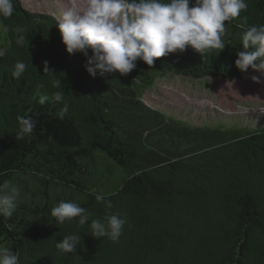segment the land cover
Returning a JSON list of instances; mask_svg holds the SVG:
<instances>
[{
	"label": "trees",
	"instance_id": "obj_1",
	"mask_svg": "<svg viewBox=\"0 0 264 264\" xmlns=\"http://www.w3.org/2000/svg\"><path fill=\"white\" fill-rule=\"evenodd\" d=\"M14 2L13 14L0 17V182L11 180L21 195L12 217L0 216V245L18 252L20 264H264V129L193 125L142 98L166 72L232 81L253 70H238L235 53L243 18L264 24V0H247L225 22L218 52L202 56L189 46L151 68L137 60L127 75L95 78L86 57L66 52L54 16ZM18 60L27 69L15 79ZM43 61L53 73H43ZM18 115L37 121L21 140ZM96 193L127 218L118 242L51 216L62 200L104 216ZM72 233L81 245L62 253L54 242Z\"/></svg>",
	"mask_w": 264,
	"mask_h": 264
},
{
	"label": "clouds",
	"instance_id": "obj_2",
	"mask_svg": "<svg viewBox=\"0 0 264 264\" xmlns=\"http://www.w3.org/2000/svg\"><path fill=\"white\" fill-rule=\"evenodd\" d=\"M246 9L247 0H68L55 20L66 52L86 57L85 70L95 78L116 72L127 75L137 67V60L151 68L156 58L183 52L189 46L202 56L218 52L225 47V22L240 17ZM14 10V0H0V17H10ZM240 27L241 49L235 53L234 64L241 72L251 68L264 75V24L249 25L244 17ZM22 42L23 37H19L17 43ZM42 64L43 73H53L47 61ZM26 69L27 65L18 60L11 75L19 79ZM55 84L61 86L59 80ZM51 98L58 103L63 100L61 92ZM48 99L47 94L41 95L39 103L43 105ZM68 111L69 105L63 104L58 118L63 119ZM16 119L18 140L30 136L37 127L31 115ZM20 195V188L11 180L0 182V216L12 217ZM95 200L107 210L102 217H93L78 203L63 200L51 208V216L57 224L75 218L93 238L118 242L126 216L112 212V202L104 194L96 193ZM81 239L79 233H72L54 243L62 253H76ZM0 264H20L19 253L0 245Z\"/></svg>",
	"mask_w": 264,
	"mask_h": 264
},
{
	"label": "rangeland",
	"instance_id": "obj_3",
	"mask_svg": "<svg viewBox=\"0 0 264 264\" xmlns=\"http://www.w3.org/2000/svg\"><path fill=\"white\" fill-rule=\"evenodd\" d=\"M24 9L56 17L68 0H19ZM2 41L0 40V46ZM257 77L258 80H253ZM151 107L193 125L264 129V75L255 70L232 81L193 79L166 72L142 94ZM121 174H117L119 177Z\"/></svg>",
	"mask_w": 264,
	"mask_h": 264
}]
</instances>
